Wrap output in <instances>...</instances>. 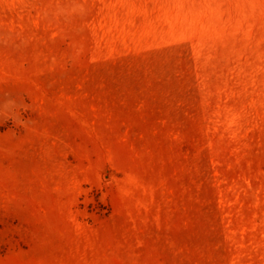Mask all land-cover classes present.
<instances>
[{"label":"rangeland","instance_id":"obj_1","mask_svg":"<svg viewBox=\"0 0 264 264\" xmlns=\"http://www.w3.org/2000/svg\"><path fill=\"white\" fill-rule=\"evenodd\" d=\"M0 264H264V0H0Z\"/></svg>","mask_w":264,"mask_h":264}]
</instances>
